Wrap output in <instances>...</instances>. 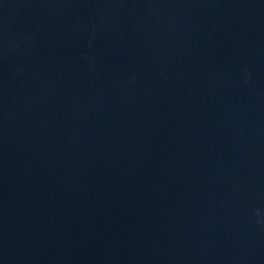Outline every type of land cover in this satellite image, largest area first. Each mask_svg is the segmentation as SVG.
Returning a JSON list of instances; mask_svg holds the SVG:
<instances>
[{
  "label": "water",
  "instance_id": "1",
  "mask_svg": "<svg viewBox=\"0 0 264 264\" xmlns=\"http://www.w3.org/2000/svg\"><path fill=\"white\" fill-rule=\"evenodd\" d=\"M0 264H264V0H0Z\"/></svg>",
  "mask_w": 264,
  "mask_h": 264
}]
</instances>
